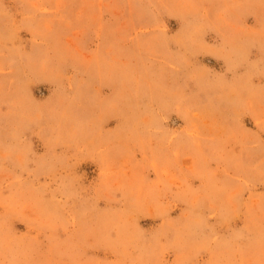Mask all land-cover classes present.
I'll list each match as a JSON object with an SVG mask.
<instances>
[{
  "label": "rangeland",
  "instance_id": "1",
  "mask_svg": "<svg viewBox=\"0 0 264 264\" xmlns=\"http://www.w3.org/2000/svg\"><path fill=\"white\" fill-rule=\"evenodd\" d=\"M0 264H264V0H0Z\"/></svg>",
  "mask_w": 264,
  "mask_h": 264
}]
</instances>
